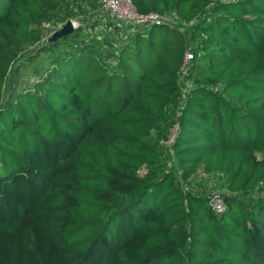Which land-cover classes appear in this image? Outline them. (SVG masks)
I'll return each instance as SVG.
<instances>
[{"label": "trees", "instance_id": "1", "mask_svg": "<svg viewBox=\"0 0 264 264\" xmlns=\"http://www.w3.org/2000/svg\"><path fill=\"white\" fill-rule=\"evenodd\" d=\"M130 2L0 0V264H264V0Z\"/></svg>", "mask_w": 264, "mask_h": 264}, {"label": "rangeland", "instance_id": "2", "mask_svg": "<svg viewBox=\"0 0 264 264\" xmlns=\"http://www.w3.org/2000/svg\"><path fill=\"white\" fill-rule=\"evenodd\" d=\"M68 20H71L73 22V24L75 26L74 29L77 28L79 26V24H81V27H80L81 33L83 35H85L84 37L89 38L93 34H96V31L97 32L101 31L100 34L105 31L107 34L110 33L111 36L114 35L113 38L116 39L115 40L116 44H118L120 37L124 35V33L122 32V29L124 31L126 26H128L129 24L130 25L134 24V22H130V21L129 22L113 21L114 19L112 20V18L110 16H108L106 13L102 12L99 7L95 11L88 10V12L86 14H78V15H76V16L68 19ZM66 21H67V19H66ZM59 25L60 24L58 23L56 30L58 29ZM54 26L55 25H53V27L49 26L48 28L49 29L52 28V30H53ZM118 31H119V33H116ZM49 33H51V30L48 31L47 36H49ZM100 34L99 35L97 34L98 38H102L101 37L102 35H100ZM77 38H80V37H77ZM69 40H71V39H69ZM30 49L25 50L19 57V59H21V60L20 61L18 60L19 62H15L11 66L10 71L8 73V76L6 78V82L13 81L14 76H15V74H17V72H20L23 75V79H25V82H26V80H28L29 83H32L33 81L36 80L37 76L34 73L35 68H36V67L34 68L35 64H34V62L28 61V59H27L28 58L27 53ZM57 50H58V52L63 53L66 50H68V46H66L64 48L59 47ZM185 66H183L184 72H185V69H184ZM183 78H184V76H183ZM175 129H176V126L171 129L170 134L168 135L167 141H165L164 143L168 144L172 141V138H173L174 134L176 133ZM212 186H214V185L211 182L207 186L209 194H211L212 192H221V186H219V185H216L214 187H212Z\"/></svg>", "mask_w": 264, "mask_h": 264}, {"label": "built area", "instance_id": "3", "mask_svg": "<svg viewBox=\"0 0 264 264\" xmlns=\"http://www.w3.org/2000/svg\"><path fill=\"white\" fill-rule=\"evenodd\" d=\"M100 9L102 12L106 13L108 16H110L112 19H114L117 22H122V21L129 22L130 21V22H135V23L148 22L152 24L153 23L159 24L160 22H162V20H164L163 17L158 16L153 13H150L146 16H142L138 14L135 11L134 7L132 6L130 0H100ZM72 26L74 29L75 26L73 22H72ZM51 33H49V35ZM187 56L190 59L192 57L190 52H186L185 61L187 59L190 60ZM210 205L217 212H222L225 209V204L223 202L222 197H220L217 194H215L210 199Z\"/></svg>", "mask_w": 264, "mask_h": 264}, {"label": "water", "instance_id": "4", "mask_svg": "<svg viewBox=\"0 0 264 264\" xmlns=\"http://www.w3.org/2000/svg\"><path fill=\"white\" fill-rule=\"evenodd\" d=\"M73 31L72 21L67 20L59 29L53 31L48 37V41H55L56 39L63 37Z\"/></svg>", "mask_w": 264, "mask_h": 264}]
</instances>
